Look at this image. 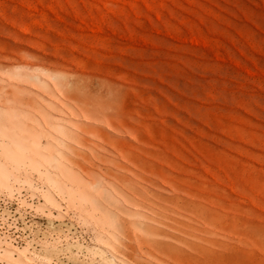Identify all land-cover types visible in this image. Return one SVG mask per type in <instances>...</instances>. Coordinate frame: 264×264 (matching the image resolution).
<instances>
[{"label": "rangeland", "instance_id": "rangeland-1", "mask_svg": "<svg viewBox=\"0 0 264 264\" xmlns=\"http://www.w3.org/2000/svg\"><path fill=\"white\" fill-rule=\"evenodd\" d=\"M0 264H264V0H0Z\"/></svg>", "mask_w": 264, "mask_h": 264}]
</instances>
